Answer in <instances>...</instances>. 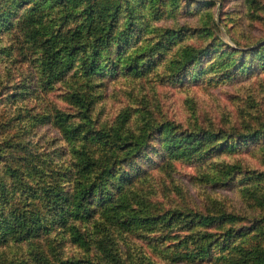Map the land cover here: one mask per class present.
Masks as SVG:
<instances>
[{"label":"rangeland","instance_id":"1","mask_svg":"<svg viewBox=\"0 0 264 264\" xmlns=\"http://www.w3.org/2000/svg\"><path fill=\"white\" fill-rule=\"evenodd\" d=\"M83 6L0 0V264H264V0Z\"/></svg>","mask_w":264,"mask_h":264},{"label":"trees","instance_id":"2","mask_svg":"<svg viewBox=\"0 0 264 264\" xmlns=\"http://www.w3.org/2000/svg\"><path fill=\"white\" fill-rule=\"evenodd\" d=\"M96 0H84V6L82 8V14H83V22L84 25H87L86 28H89L93 23L96 22V12H100V14H102V9L105 8V6H102V8H98L97 6H95ZM104 12V11H103ZM82 24H79V26H83ZM32 26H42L38 21H32L29 25L28 28H31ZM78 31H80V28L78 29ZM81 36H79L77 39H75V43H79V39L81 37H83V34L81 32L80 34ZM73 38V36H72ZM70 45H75L74 43H70ZM42 49L44 50V54L42 56V64L44 66L45 69L48 70V77H54L57 76V73L54 72V70L58 67V65L60 63H63L65 60V56L63 54L60 53L59 48L56 47V42L54 41H49L47 40V43H43L41 45ZM59 47V46H58ZM73 48L70 47L68 48L66 54L69 55L71 53V49ZM59 57V58H58ZM71 99L73 101H78L81 103V98L79 96H77L76 94H71ZM93 183L90 182L88 185H86L85 187L87 188L85 190V192L89 191L88 188H92ZM59 188L57 189V191L55 193L57 194V198H59L62 194H64L63 192H59ZM82 196H83V192H81V195L79 196V198L77 199L76 203L74 204V207L71 208L69 206H60L59 208L55 207V206H48L49 207V211L52 209H54V211H56V213H58V217L61 220H65V218H68L69 216H67L66 214H72L73 209L76 210V212H74L75 215L80 214V216L78 217L79 220L84 219L85 216L89 215V208L86 204H84L82 202ZM63 199H67V197L63 196ZM38 208L40 209V213H35V216L30 218L29 220L24 216V215H19V218H21V223H19V228H16L15 231L18 234L17 237H23V236H27V234H24V232H28V231H32V232H36V230L43 225V219H45V214L44 211H41V207L38 206ZM66 213V214H65ZM71 227H73L75 230L73 231H77L76 235H80L81 231H78V227L76 226L75 223H73L71 225ZM63 264H78V260H69L68 262L64 261L62 262ZM87 264H99L98 262H92V261H88Z\"/></svg>","mask_w":264,"mask_h":264}]
</instances>
